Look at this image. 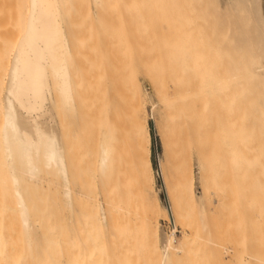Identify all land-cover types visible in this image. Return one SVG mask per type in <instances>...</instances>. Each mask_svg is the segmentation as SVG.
I'll use <instances>...</instances> for the list:
<instances>
[{
	"label": "rangeland",
	"instance_id": "obj_1",
	"mask_svg": "<svg viewBox=\"0 0 264 264\" xmlns=\"http://www.w3.org/2000/svg\"><path fill=\"white\" fill-rule=\"evenodd\" d=\"M184 1L105 0L98 17L70 19L78 21L71 25L79 33L73 48L74 59H79L75 61L79 111L74 116L61 109L54 112L70 168L75 212L66 206L56 168L42 172L36 184L24 183L34 222V245L28 250L16 202L10 187L2 184L5 172L0 166V242L7 243L1 264H162L161 240L159 251L154 250L148 227L152 217L146 195L158 197L162 206L157 213L160 233L175 232L174 245L185 244L184 251L172 254L175 257L167 264H264V114L260 112L264 91L253 90L251 98L261 107L252 114V123L257 125L254 146L257 155L262 153V164L244 172L251 185L239 171L230 169L219 178L225 185L218 187L211 172L202 178L199 170L200 152L208 156L210 146L202 149L195 141L184 143V131L171 133L163 103L153 89L149 62L183 61L182 30L199 28L198 18L187 22L183 16L184 4L194 14L196 2ZM26 3L0 0L4 69L21 32ZM73 4L81 11H91L93 6L91 0H73ZM3 71L0 67V80ZM138 105L139 118L134 114ZM204 114L206 122L212 123L229 113L216 106ZM142 124L151 137L153 190L141 189L136 177V142L145 130ZM105 131L112 134L114 150L107 174L99 166ZM185 160L195 175L191 190L181 184ZM102 207L109 218L107 229L100 221Z\"/></svg>",
	"mask_w": 264,
	"mask_h": 264
},
{
	"label": "bare ground",
	"instance_id": "obj_2",
	"mask_svg": "<svg viewBox=\"0 0 264 264\" xmlns=\"http://www.w3.org/2000/svg\"><path fill=\"white\" fill-rule=\"evenodd\" d=\"M91 1L97 11L104 9L106 4L105 0ZM194 1L195 15L190 14L191 6L188 8L187 3L183 16L187 22L190 17L198 18L199 28L185 26L182 30L184 44L179 49L183 61H151L149 75L163 103L170 132L184 131V143L195 141L202 149L210 146L208 156L200 152L199 170L202 178L211 172L213 185L221 187L225 183L219 178L224 172L235 169L245 178L244 172L262 164V153L257 155L254 146L257 125L252 123V114L261 107L251 98L253 90H260L261 94L264 91V0ZM68 4L69 0H27L26 18L5 69L0 64L4 70V78L0 80L3 86L0 138L3 137L5 144L7 142L3 149L5 154L8 151L5 160L9 192L15 199L26 247L30 251L34 245V222L24 183L36 184L42 172L56 168L66 206L72 214L75 212L70 168L55 133L56 116L53 114L55 109L73 116L78 111L73 53L65 40L61 19L53 15L56 10L61 13L59 9H65ZM206 17L209 18L207 23ZM216 106L229 114L211 119L212 123L206 122L204 113ZM138 109L134 114L139 118L142 111L139 105ZM260 112L264 114V108ZM141 126L145 130L140 133L143 136L136 133L139 135V138L136 136L139 142H136L139 150L136 177L141 189L153 190L151 137L147 127ZM112 138L111 132L105 131L101 139L99 166L104 174L108 173L113 161ZM163 145L166 147V140ZM162 173L165 178L163 166ZM244 180L246 183L248 179ZM194 181V172L185 160L181 184L184 189L191 190ZM247 183L251 185L252 182ZM145 205L152 217L148 227L154 250L159 251L161 240V263L167 264L174 259L175 253L184 251L185 244L174 245L175 232L169 236L160 233L157 213L160 214L162 206L158 197L146 195ZM100 221L105 229L109 227L103 207ZM6 245L0 242V255L4 254Z\"/></svg>",
	"mask_w": 264,
	"mask_h": 264
},
{
	"label": "crops",
	"instance_id": "obj_3",
	"mask_svg": "<svg viewBox=\"0 0 264 264\" xmlns=\"http://www.w3.org/2000/svg\"><path fill=\"white\" fill-rule=\"evenodd\" d=\"M65 7H66L65 9L64 8L59 9V11H61V13L56 10V12L59 14V17H57L58 15H57L56 12H55L56 15L53 13V11H55V10H53L51 12L53 13L54 17L61 19L60 20V23L62 22L61 23L62 24L61 25V28L64 29L63 32L65 34V40L68 41L67 43L69 44V48H70V50L73 53L74 46H77L78 45V42H79V33L77 31V28H74L71 24L74 23V22L75 23H78V21H72L70 19H72V18H79V17H88L89 14H91L92 16L98 17V15L100 14V12H99V10L97 11L96 9H94L93 6H92V10L91 11H88V10L81 11L79 9H76L75 8V5L73 4V0H69V4L68 5H65ZM52 13H49V14H51V17L53 16ZM80 14H82V15H80ZM25 18H26V16H25ZM24 19L22 20V22L24 21ZM81 40L82 41L83 40L84 41H87V37H83ZM71 61H74V68H75V72H74V82H75L76 87H77L76 88V96L78 98L77 100H79L78 85L80 83L78 82V80H76V74L78 72V68L75 66V61H79V59L78 58L74 59V54H73V58L71 59ZM82 81L83 80H81V82ZM2 95H3V86H2ZM77 103H78V101H77ZM77 110L79 111V105H78V109ZM78 111H77V114H78ZM53 114L55 115V112ZM67 115H69V114H67ZM54 118H56V117H54ZM55 120L56 121H55V126H54L55 128L54 129L58 132L57 133L55 131V133L57 134L56 135L57 138L59 136V138H58L59 140L58 141H59V145H60V147L62 149L63 136H62L61 126H60L59 120L57 118ZM2 138H0L1 139L0 140V166L2 167V169H4V172H5L4 173V176L2 175V184H4V186L6 188L7 187L9 188V185H8V182H9V179H8L9 178V172H8V167L6 166L7 165V163H6L7 159L5 160V156L8 154V151L6 152L7 154H5L4 153V149H3V147L7 146V142L5 141L6 142V144H5L3 142V139ZM1 142H2V144L4 143L5 145L4 144L2 145ZM64 148L65 147L63 145V150H64L63 153L65 155L66 154V149H64ZM5 150H6V148H5ZM6 157H8V155ZM66 160H67V157H66ZM8 191H10V190H8Z\"/></svg>",
	"mask_w": 264,
	"mask_h": 264
}]
</instances>
